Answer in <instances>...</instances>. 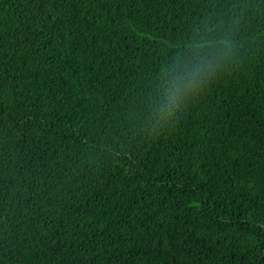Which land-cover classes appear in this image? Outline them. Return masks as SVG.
<instances>
[{"label": "trees", "instance_id": "trees-1", "mask_svg": "<svg viewBox=\"0 0 264 264\" xmlns=\"http://www.w3.org/2000/svg\"><path fill=\"white\" fill-rule=\"evenodd\" d=\"M0 264H264V0H0Z\"/></svg>", "mask_w": 264, "mask_h": 264}, {"label": "clouds", "instance_id": "clouds-1", "mask_svg": "<svg viewBox=\"0 0 264 264\" xmlns=\"http://www.w3.org/2000/svg\"><path fill=\"white\" fill-rule=\"evenodd\" d=\"M231 55L227 40L203 41L180 61H172L174 67L162 73L156 83L153 97L158 117L174 112L183 100L201 90L205 81Z\"/></svg>", "mask_w": 264, "mask_h": 264}]
</instances>
